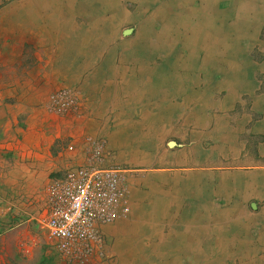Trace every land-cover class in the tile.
Wrapping results in <instances>:
<instances>
[{"label":"crops","instance_id":"obj_1","mask_svg":"<svg viewBox=\"0 0 264 264\" xmlns=\"http://www.w3.org/2000/svg\"><path fill=\"white\" fill-rule=\"evenodd\" d=\"M102 3L26 2L0 12V222L30 221L49 179L83 162L86 138L103 136L133 170L127 218L103 228L119 264H210L222 252L209 247L208 233L222 232L230 215L220 211L217 221L209 208L221 201L240 207L241 190L264 185L246 162L264 159V117H254L264 107L240 103L239 79L252 78L233 66L243 62L242 41L256 45L255 33L242 39L237 30L221 31L220 18L215 29L185 31L175 46L118 39ZM195 35L200 41L189 39ZM24 49L32 67L18 73ZM63 87L78 92V114L48 110L49 96Z\"/></svg>","mask_w":264,"mask_h":264},{"label":"rangeland","instance_id":"obj_2","mask_svg":"<svg viewBox=\"0 0 264 264\" xmlns=\"http://www.w3.org/2000/svg\"><path fill=\"white\" fill-rule=\"evenodd\" d=\"M81 1L82 0H0V12H3L4 8L24 6L26 2H29L28 5L30 6L34 5L35 7L42 8H48L49 6H57L61 4L66 7L75 8L81 5ZM144 1L102 0V5L104 3L106 4L107 2L109 4L113 3L111 7L106 5L104 6L107 9H111L110 11L112 13V17H106L113 25L112 32L114 34V38H134L139 34L140 31L143 30L146 25H149L151 33L155 34L158 32L161 34L163 30L168 29V37L164 35L159 36V44L163 46V44H166L167 42H173L172 45L175 46L176 43L180 41L184 42V40H186V37L183 34L185 31H188V33H192L194 29L198 31L202 24L207 23L206 13L201 14L196 13L195 11V13L191 15L182 14L180 16L177 13L175 19H178L179 21L175 22V24L173 22L172 26L163 24L160 22L161 20H158L156 14H154V10L156 7L160 6V4H162L161 2L164 0ZM148 2L151 6H148ZM200 3L201 2L199 0H196L195 5L199 6ZM254 4L256 6H253ZM94 6L96 7V4ZM214 7L216 10H214L215 12H213L214 14L212 15L218 14L222 18V22L219 24L221 26V31L224 28L225 30L227 29V32H229L228 29L233 31L237 30L240 34V37H243L242 39L247 38L249 34L252 35V33H255L256 45L253 46L252 40L250 41L251 43L248 42V40L242 41V44H246L241 50L243 62L234 64L235 67L237 66L236 68L234 67L235 70L241 72H250L252 79H250V81L248 80L250 85L246 84L247 80L243 78L239 79L243 87L238 91L236 90V93L238 94L240 103L248 104L249 106H252L253 103H257V108H263L264 78H257V76L260 75L259 72L264 73V14L261 15L260 13L262 10H264V0H219V2L214 5ZM247 17H249V19ZM216 25L217 22H214V24L211 25L207 24L209 30L212 27L215 29V27H217ZM123 30H131L132 32L129 35L124 36L122 35ZM200 32L202 31L199 30V33ZM190 37L193 38H189L192 41L199 40V35ZM189 39L187 38V40ZM25 50L26 49L23 50V58L21 62L17 64L18 73H21L22 71L32 67V63L28 59L30 56L27 55ZM176 51V54H179L178 50ZM1 52L2 49L0 48V55L2 54ZM182 53L184 54V52ZM227 54L228 52H226V55ZM255 82H257V88H254ZM258 83H261V85ZM254 117L262 118L264 117V112L262 110H258L254 112ZM98 138H101L103 141H105L107 149L112 155L111 164L116 165L126 171L127 181V176L132 174L133 170L126 166L125 163L119 161L116 152L113 151V153L112 150H110L105 137L102 136ZM1 140L2 142L0 143L4 144L5 142L3 141L5 140V137L2 136ZM2 151L4 152V150ZM1 157L4 159L3 155ZM246 162L249 165L256 167V175L252 177V180L257 182L261 178H264V159L250 158L249 160H246ZM250 184H252L251 181ZM256 186V189L251 188L245 191L241 190L239 192L238 197H241L240 203L242 204L240 207H234L233 204L229 205L228 201H221L219 202V206H212L209 208L210 212H214V218H216V214L220 213V211L224 212L223 214H225L226 217L230 215L229 221L226 219V223H221V227L223 228L222 232L218 233L217 231H209L208 233V245L215 251L219 250L216 245L217 240L223 238L220 241H229L228 245H225L223 249L221 248V255H218L217 253L210 255V264H249L250 262H253V264H264V185L258 183ZM244 197L247 198L243 199ZM233 198L237 201L239 199H237L236 196H233ZM215 199L216 198H214V200ZM40 202V199H38V206L34 202V212L31 213L30 217L37 213ZM230 203H232V201ZM251 204L256 205L254 210L251 209ZM210 217L213 218L211 215ZM220 218L221 220L223 219L222 217H217L216 220L218 221ZM213 223L216 222L210 223V228L212 225H214ZM35 224L37 223L32 221H23L20 226L13 227L12 225L14 224H11L8 219H3L0 222V264H48V260L50 259L52 261L49 264H61L57 258V255L52 250L45 233L38 224V227L36 226L37 228H35ZM252 247H256L257 251L255 252ZM102 255L103 258L94 261H97V263L100 264H119L118 256L112 249V243L107 239L105 234ZM244 256H246V259H243ZM256 260H259L260 262L257 263Z\"/></svg>","mask_w":264,"mask_h":264},{"label":"built area","instance_id":"obj_3","mask_svg":"<svg viewBox=\"0 0 264 264\" xmlns=\"http://www.w3.org/2000/svg\"><path fill=\"white\" fill-rule=\"evenodd\" d=\"M47 103L55 114H78L81 98L75 89L63 87ZM66 150L75 149L70 145ZM84 152L82 163L49 179L39 210L29 218L43 230L61 264H92L103 258L104 226L128 216L126 171L111 164L101 138H86Z\"/></svg>","mask_w":264,"mask_h":264},{"label":"bare ground","instance_id":"obj_4","mask_svg":"<svg viewBox=\"0 0 264 264\" xmlns=\"http://www.w3.org/2000/svg\"><path fill=\"white\" fill-rule=\"evenodd\" d=\"M89 1V3L90 4H92V5H95L96 4V2H99V0H93V2L91 1V0H88ZM100 1H102V0H100ZM110 1V0H109ZM112 1H114V0H112ZM140 1H144V0H140ZM155 1V0H154ZM154 1H152V2H154ZM156 1H158V0H156ZM201 3H200V5L199 6H196L195 5V2H196V0H164V1H162L161 3L162 4H160V6H158V7H156L155 8V10H154V14H156V16H157V18H158V20H161L160 22L161 23H163V24H166V25H170V26H172V24H173V22H174V24H175V22H178L179 20L178 19H175L176 18V11L178 12V15L181 13V12H183L185 9H188V10H191L192 9V11H193V13H195V11H196V13H201V14H204V13H206V17H207V23H205L206 25L208 24V25H211V24H214V22H217L218 23V21H219V19L221 18L220 17V15H218V14H216V15H212V14H214L213 12H215L214 10H216V8L214 7V5L217 3V1L218 0H199ZM127 2V1H126ZM145 2V1H144ZM94 3V4H93ZM116 3V2H115ZM101 4V3H100ZM113 3H104L103 4V6L104 5H106V6H108V7H111V5H112ZM84 5V4H83ZM150 5V3L148 2V6ZM154 5V4H153ZM236 5V4H235ZM151 6V5H150ZM105 7V6H104ZM97 9V8H96ZM236 9V8H235ZM92 10H94L93 8H92ZM111 9H109V11H110ZM176 10V11H175ZM113 11V10H112ZM118 11V10H117ZM253 11V10H252ZM87 12V11H86ZM85 13V12H84ZM105 13V12H104ZM107 14H109L108 12H106ZM261 13V15L262 14H264V11L262 10V12H260ZM236 14V13H235ZM239 14V13H238ZM84 15V14H83ZM182 15V14H181ZM88 16V15H87ZM92 16V15H91ZM199 16V15H198ZM197 16V17H198ZM223 16V15H222ZM229 16V15H228ZM250 16V15H249ZM151 17V16H150ZM123 18V17H122ZM156 18V19H157ZM163 18V19H162ZM248 19H249V17H247ZM258 18V17H257ZM134 19V18H133ZM149 19V18H148ZM184 19H185V17H184ZM202 19V18H201ZM225 19V18H224ZM90 20H91V18H90ZM186 20V19H185ZM215 20V21H214ZM235 20V19H234ZM244 20H246V19H244ZM155 21V20H154ZM202 21V20H201ZM226 21V20H225ZM228 21V20H227ZM243 21V20H242ZM259 21V20H258ZM204 23V22H203ZM220 23H221V21H220ZM204 24V25H205ZM227 24V23H226ZM154 25V24H153ZM203 25V24H202ZM206 25H205V27H206ZM236 25V24H235ZM152 26V25H151ZM162 26V25H161ZM214 26V25H213ZM194 27H195V25H194ZM193 27V28H194ZM201 28V27H200ZM213 28V27H212ZM211 28V29H212ZM205 29V28H204ZM174 30V29H173ZM191 30V29H190ZM229 30V29H228ZM155 31V30H154ZM180 31V30H179ZM184 31V30H183ZM197 31V30H196ZM207 31V30H206ZM205 31V32H206ZM236 31V30H235ZM139 32V31H138ZM186 32H188V31H186ZM185 32V33H186ZM198 32H199V30H198ZM208 32V31H207ZM213 32V31H212ZM215 32V31H214ZM190 33V32H189ZM201 33V32H200ZM250 33V32H249ZM178 34V33H177ZM184 34V33H183ZM196 34V33H195ZM242 34V33H241ZM161 35H164V36H167L168 37V35H169V30L168 29H165V30H163L162 31V33L160 34V32H158L157 34H155V33H151V29H150V26L149 25H146L144 28H143V30L142 31H140L139 32V34H138V37H137V39H142V41H147V42H149V41H152V40H150V39H157V40H160V38H159V36H161ZM210 35V34H209ZM209 35H208V37H209ZM214 35V34H213ZM223 35V34H222ZM242 36V35H241ZM245 36V35H244ZM195 37V36H194ZM215 37V36H214ZM250 37V36H249ZM209 38H211V37H209ZM217 38V37H216ZM241 38V37H240ZM243 38V37H242ZM248 38V37H247ZM183 39V38H182ZM193 39V38H192ZM250 39V38H249ZM165 40H167V39H165ZM209 40V39H208ZM212 40H214V39H212ZM221 40V39H220ZM219 40V41H220ZM162 41V40H161ZM200 41V40H199ZM207 41V40H206ZM165 42V41H164ZM190 42V41H189ZM205 42V41H204ZM169 43V42H168ZM179 43V42H178ZM219 43V42H218ZM221 43H222V40H221ZM148 44V43H147ZM177 44V43H176ZM193 44H195L194 42H193ZM130 45V44H129ZM144 45V44H143ZM166 45V44H165ZM190 45H192V44H190ZM200 45H201V43H200ZM263 45V44H262ZM174 46V45H173ZM193 46V45H192ZM209 46V45H208ZM211 46V45H210ZM213 46V45H212ZM224 46H225V44H224ZM228 46H229V44H228ZM169 47V46H168ZM179 47V46H178ZM197 47V46H196ZM206 47V46H205ZM214 47V46H213ZM219 47H221V46H219ZM135 48H136V46H135ZM171 48V47H170ZM186 48V47H185ZM228 48V47H227ZM189 49V48H188ZM200 49V48H199ZM205 49V48H204ZM203 49V50H204ZM198 50V49H197ZM222 50V49H221ZM146 51V50H145ZM186 51V50H185ZM188 51V50H187ZM192 51V50H191ZM225 51H226V49H225ZM238 51V50H237ZM213 52V51H212ZM216 52V51H215ZM224 52V51H223ZM149 53V52H148ZM171 53V52H170ZM192 53V52H191ZM194 53V52H193ZM217 53V52H216ZM239 53V52H238ZM211 54V53H210ZM145 55V54H144ZM143 55V56H144ZM168 55V54H167ZM181 55V54H180ZM201 55V54H200ZM237 55V54H236ZM207 56V55H206ZM205 56V57H206ZM218 57H219V54H218ZM134 58V57H133ZM136 58H138V57H136ZM211 59V58H210ZM219 59V58H218ZM222 59V58H221ZM236 59V58H235ZM140 60V59H139ZM222 61H223V59H222ZM232 62V61H231ZM207 63V62H206ZM205 63V64H206ZM210 63V62H209ZM196 66V65H195ZM216 66V65H215ZM202 67V66H201ZM212 67V66H211ZM234 67H235V65H234ZM237 67V66H236ZM235 67V68H236ZM226 68V67H225ZM233 68V67H232ZM196 69V68H195ZM228 71V70H227ZM235 71V70H234ZM233 72V71H232ZM229 78H231V77H229ZM229 81V80H228ZM237 81V80H236ZM228 84V83H227ZM225 85H226V83H225ZM232 88V87H231ZM190 98V97H189ZM193 98V97H192ZM191 100V99H190ZM219 229H214V230H210L211 232H214V231H217V232H221L220 230L218 231ZM229 244V241H226V243L223 241H220V239L219 240H217V248L219 249V251H221V248L223 249V247L225 246V245H228ZM213 245V244H212ZM214 252V251H213ZM215 255V254H214ZM243 259H246V256H244V258ZM219 262V261H218ZM256 262L257 263H259L260 261L259 260H256ZM248 264V263H247ZM249 264H253V262H250ZM260 264V263H259Z\"/></svg>","mask_w":264,"mask_h":264},{"label":"water","instance_id":"obj_5","mask_svg":"<svg viewBox=\"0 0 264 264\" xmlns=\"http://www.w3.org/2000/svg\"><path fill=\"white\" fill-rule=\"evenodd\" d=\"M131 32H132L131 30H125V31L123 32V35H124V36H127V35H129ZM170 144H171V143H170ZM251 208H252V209H255V208H256V205H255V204H251Z\"/></svg>","mask_w":264,"mask_h":264},{"label":"trees","instance_id":"obj_6","mask_svg":"<svg viewBox=\"0 0 264 264\" xmlns=\"http://www.w3.org/2000/svg\"><path fill=\"white\" fill-rule=\"evenodd\" d=\"M52 260L50 259V260H48V264L51 262Z\"/></svg>","mask_w":264,"mask_h":264}]
</instances>
